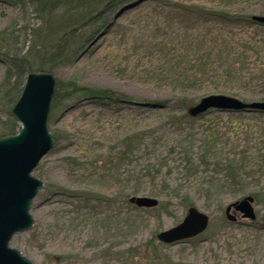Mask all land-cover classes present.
<instances>
[{
  "label": "rangeland",
  "instance_id": "rangeland-1",
  "mask_svg": "<svg viewBox=\"0 0 264 264\" xmlns=\"http://www.w3.org/2000/svg\"><path fill=\"white\" fill-rule=\"evenodd\" d=\"M207 9L264 15V0H128L85 28L54 70L114 99L77 93L51 110L57 139L33 171L43 181L34 225L10 242L33 264H264V111L186 110L211 94L264 100V25ZM18 14L0 0V30ZM6 69L0 58V83ZM250 194L257 219H227L226 207ZM131 196L159 204L138 207ZM190 206L210 216L207 230L160 242Z\"/></svg>",
  "mask_w": 264,
  "mask_h": 264
},
{
  "label": "water",
  "instance_id": "water-1",
  "mask_svg": "<svg viewBox=\"0 0 264 264\" xmlns=\"http://www.w3.org/2000/svg\"><path fill=\"white\" fill-rule=\"evenodd\" d=\"M254 20L264 23V16L256 15ZM57 80L53 73L31 71L26 78L23 91L12 108V114L21 128L17 134L0 137V264H33L23 253L10 245L18 232L34 225L31 207L43 181L33 175L41 159L52 149L55 140L49 128V116ZM220 110H264V101L246 103L236 97L211 94L203 97L188 109L190 116L196 117L209 109ZM254 196L230 204L226 211L230 215L235 207L243 217L255 220ZM129 201L139 207L152 208L158 199L147 196H132ZM210 217L196 206L188 209L183 221L160 232L158 239L165 243L192 238L203 233L209 226Z\"/></svg>",
  "mask_w": 264,
  "mask_h": 264
},
{
  "label": "trees",
  "instance_id": "trees-1",
  "mask_svg": "<svg viewBox=\"0 0 264 264\" xmlns=\"http://www.w3.org/2000/svg\"><path fill=\"white\" fill-rule=\"evenodd\" d=\"M8 1L18 8L19 14L9 26L0 30V58L7 65L5 78L0 83V115L5 116V119L0 117V137L16 134L19 128L12 108L22 93L27 74L31 71L54 73L56 68L71 61L82 43L86 33L84 29L95 28L107 13L114 12L128 0ZM29 10L38 16L39 24L27 22ZM210 10L206 11L224 21L247 20L250 24L255 23L251 16ZM90 41L89 38L86 40ZM77 93L101 100L114 99L111 90L82 87L76 81L62 82L59 79L52 108ZM54 137L57 139L56 135ZM135 141L136 136L125 138L126 149L121 152L123 159L133 152Z\"/></svg>",
  "mask_w": 264,
  "mask_h": 264
}]
</instances>
